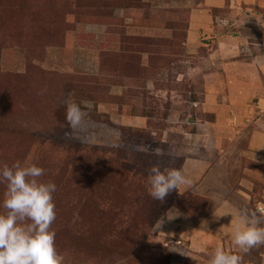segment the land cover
Listing matches in <instances>:
<instances>
[{"label":"rangeland","instance_id":"1","mask_svg":"<svg viewBox=\"0 0 264 264\" xmlns=\"http://www.w3.org/2000/svg\"><path fill=\"white\" fill-rule=\"evenodd\" d=\"M26 159L56 184L63 264H208L216 247L264 264V244L232 243L240 209L264 226V0H0V165ZM153 165L192 184L154 200Z\"/></svg>","mask_w":264,"mask_h":264},{"label":"clouds","instance_id":"2","mask_svg":"<svg viewBox=\"0 0 264 264\" xmlns=\"http://www.w3.org/2000/svg\"><path fill=\"white\" fill-rule=\"evenodd\" d=\"M84 112L74 101L66 104L65 120L69 128L81 125ZM45 169L36 163L15 161L10 166L0 165V183L5 184L0 203V264H63L64 257L55 247V231L51 225L56 218L53 193L56 184L40 179ZM192 180L182 169L153 165L147 177V191L152 199L164 198L181 185ZM239 225L233 233L232 243L239 252H248L264 244V226L261 218L250 209L237 212ZM208 264H245L243 257L232 251L216 247Z\"/></svg>","mask_w":264,"mask_h":264},{"label":"built area","instance_id":"3","mask_svg":"<svg viewBox=\"0 0 264 264\" xmlns=\"http://www.w3.org/2000/svg\"><path fill=\"white\" fill-rule=\"evenodd\" d=\"M258 211L264 217V208L263 206L258 207ZM173 246V250H176L179 254H186V249L183 247L182 241L180 239L176 240Z\"/></svg>","mask_w":264,"mask_h":264},{"label":"crops","instance_id":"4","mask_svg":"<svg viewBox=\"0 0 264 264\" xmlns=\"http://www.w3.org/2000/svg\"><path fill=\"white\" fill-rule=\"evenodd\" d=\"M216 227H217V226H216ZM196 232H197V233H196ZM189 234H190V233H189ZM194 234H195L194 238H196V239H197V238H198V234H199V233H198V231H195V232H194ZM184 236H185V237H187V236H188V234H185ZM232 236H233V235H232Z\"/></svg>","mask_w":264,"mask_h":264}]
</instances>
